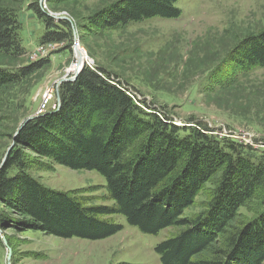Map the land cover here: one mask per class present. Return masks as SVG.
<instances>
[{"label": "trees", "instance_id": "obj_1", "mask_svg": "<svg viewBox=\"0 0 264 264\" xmlns=\"http://www.w3.org/2000/svg\"><path fill=\"white\" fill-rule=\"evenodd\" d=\"M63 1V0H62ZM66 1V0H64ZM179 0H117L88 17L91 27L111 29L153 17L177 18ZM45 20L42 44L73 40V27L34 3ZM0 53L24 55L16 11L0 5ZM228 62L243 71L264 67V27L230 49ZM42 61L16 69L0 66V89L38 71ZM61 105L28 121L0 172V224L61 238L110 237L124 228L121 214L147 234L182 227L155 251L162 264H262L264 261V148L201 125H177L140 105L130 88L102 66L85 65L59 88ZM142 139L137 153L127 152ZM53 158L72 169L106 178L113 205H86L72 192L48 187L25 168L23 151ZM12 167L19 170L13 174ZM221 170L209 208L182 217L202 186ZM259 196L262 207L231 230L241 206ZM8 210V213L6 212ZM11 213V215H10Z\"/></svg>", "mask_w": 264, "mask_h": 264}, {"label": "rangeland", "instance_id": "obj_2", "mask_svg": "<svg viewBox=\"0 0 264 264\" xmlns=\"http://www.w3.org/2000/svg\"><path fill=\"white\" fill-rule=\"evenodd\" d=\"M116 1L0 0V5L16 11L25 48L19 57L0 53V66L16 69L45 63L24 80L0 89V166L21 124L43 113L44 93L53 91L46 112L58 104V82L77 72L75 38L86 60L92 61L89 65L102 66L118 77L144 108L160 111L177 125L200 123L264 148V67L243 71L227 59L242 37L264 27V0H179L182 14L177 18L153 17L111 29L89 25V16ZM34 3L46 14L68 16L73 40L42 44L46 24L31 8ZM141 143L142 139L130 147L127 156L137 153ZM23 155L25 170L42 184L72 192L86 205H113L106 178L96 170L72 169L25 149ZM18 170L12 167L9 173ZM221 175L220 170L202 186L182 217L193 219L209 208ZM261 207L259 196L251 198L239 208L231 230ZM111 218L124 228L97 240L61 238L0 224V264H162L156 246L183 229L169 226L147 234L121 214Z\"/></svg>", "mask_w": 264, "mask_h": 264}, {"label": "water", "instance_id": "obj_3", "mask_svg": "<svg viewBox=\"0 0 264 264\" xmlns=\"http://www.w3.org/2000/svg\"><path fill=\"white\" fill-rule=\"evenodd\" d=\"M50 15V14H49ZM51 16H53V15H51ZM53 17H55L57 20H62V19H66V20H69V21H71L70 20V18L68 17V16H65V15H63V16H61V15H55V16H53ZM72 23V22H71ZM73 25V24H72ZM78 47H80V44H79V42H78V40H77V38H75V49L76 48H78ZM81 60H79L78 59V61H77V64H78V69H77V72L75 73V75L74 76H69V77H64L63 79H61L59 82H58V84H57V86H56V88H57V102H58V104H57V106L54 108V109H58V107L61 105V98H60V93H59V86L63 83V82H65V81H73V80H75L76 78H77V76H78V74L80 73V71L84 68V66L86 65V64H90V63H92V61L90 60V61H87L86 60V62H80ZM39 115V114H38ZM37 115H34V116H31V117H28L22 124H21V126L18 128V130H17V132L15 133V135H14V142L10 145V147L8 148V151H7V153L5 154V157H4V159H3V161H2V164H1V166H0V170L4 167V165H5V163H6V161H7V159H8V157H9V155H10V153H11V151H12V149H13V147H14V145H15V139H16V137H17V135H18V133L22 130V128L26 125V123H28V121H30L31 119H33L34 117H36Z\"/></svg>", "mask_w": 264, "mask_h": 264}, {"label": "built area", "instance_id": "obj_4", "mask_svg": "<svg viewBox=\"0 0 264 264\" xmlns=\"http://www.w3.org/2000/svg\"><path fill=\"white\" fill-rule=\"evenodd\" d=\"M52 94H53V91L52 90H47L45 93H44V97H43V102H42V106L40 108V111L44 113L50 99L52 98Z\"/></svg>", "mask_w": 264, "mask_h": 264}, {"label": "bare ground", "instance_id": "obj_5", "mask_svg": "<svg viewBox=\"0 0 264 264\" xmlns=\"http://www.w3.org/2000/svg\"><path fill=\"white\" fill-rule=\"evenodd\" d=\"M76 53H77L78 59L81 60L80 62H83V61L85 62V60L88 58L84 49L81 47L76 48Z\"/></svg>", "mask_w": 264, "mask_h": 264}]
</instances>
